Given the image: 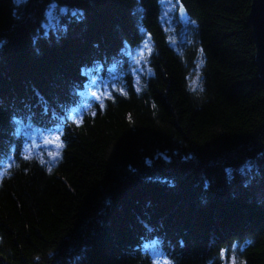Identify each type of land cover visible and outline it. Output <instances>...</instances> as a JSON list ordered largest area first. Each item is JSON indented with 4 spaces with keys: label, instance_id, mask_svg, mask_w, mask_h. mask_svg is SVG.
Instances as JSON below:
<instances>
[{
    "label": "trees",
    "instance_id": "16d2710c",
    "mask_svg": "<svg viewBox=\"0 0 264 264\" xmlns=\"http://www.w3.org/2000/svg\"><path fill=\"white\" fill-rule=\"evenodd\" d=\"M0 0V264H264V79L252 0ZM60 12L46 28L47 13ZM152 44L149 74L102 104L101 68ZM197 77V78H196ZM33 131L61 141L28 157Z\"/></svg>",
    "mask_w": 264,
    "mask_h": 264
},
{
    "label": "rangeland",
    "instance_id": "374dc122",
    "mask_svg": "<svg viewBox=\"0 0 264 264\" xmlns=\"http://www.w3.org/2000/svg\"><path fill=\"white\" fill-rule=\"evenodd\" d=\"M162 23L165 26L166 33L171 45L177 46L179 44L187 43V36L185 26L188 24V19L185 16L178 17V3L175 0H162ZM60 12H48L46 28L51 29L56 25ZM152 51V44L148 37L144 42L135 49L128 48L127 54L128 63L126 70L121 68H110L106 74L100 72L102 69L94 70L93 75L88 76V84L81 95L87 99L85 108H89L92 102L102 104L104 100L110 97L113 92H122L124 83L123 78L129 74L136 87H139L143 77L149 74V55ZM197 78V77H196ZM91 104L89 105V103ZM62 145L60 138L55 132H39L33 131L29 135V144L26 145V155L28 157H37L42 161L50 164L54 163L60 155ZM4 171H0V177L3 176ZM239 247H233L221 254L220 259L223 264H240L238 260ZM146 250L153 259L154 264H171L170 261L162 256L159 252L156 243L146 245Z\"/></svg>",
    "mask_w": 264,
    "mask_h": 264
},
{
    "label": "water",
    "instance_id": "95a60500",
    "mask_svg": "<svg viewBox=\"0 0 264 264\" xmlns=\"http://www.w3.org/2000/svg\"><path fill=\"white\" fill-rule=\"evenodd\" d=\"M249 20L253 28L260 73L264 79V0H252Z\"/></svg>",
    "mask_w": 264,
    "mask_h": 264
},
{
    "label": "bare ground",
    "instance_id": "6f19581e",
    "mask_svg": "<svg viewBox=\"0 0 264 264\" xmlns=\"http://www.w3.org/2000/svg\"><path fill=\"white\" fill-rule=\"evenodd\" d=\"M147 245H149V243H147Z\"/></svg>",
    "mask_w": 264,
    "mask_h": 264
}]
</instances>
